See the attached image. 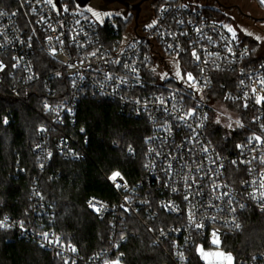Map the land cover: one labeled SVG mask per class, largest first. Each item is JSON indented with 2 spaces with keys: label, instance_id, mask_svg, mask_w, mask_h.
<instances>
[{
  "label": "built area",
  "instance_id": "2783aa9c",
  "mask_svg": "<svg viewBox=\"0 0 264 264\" xmlns=\"http://www.w3.org/2000/svg\"><path fill=\"white\" fill-rule=\"evenodd\" d=\"M53 3L0 0V85L15 97L27 90L41 100L43 122L32 147L40 168L54 151L73 161L90 157L85 129L76 126L78 105L85 98L112 102L118 114L147 124L144 176L131 183L120 171L103 173L118 198L89 196L93 213L111 214L114 227L125 226L127 216L136 219L161 250L162 260L153 264H218L217 257H202L201 248L231 254L233 264H264V244L246 254L231 248L247 212L264 221V101L256 103L264 97V59L235 31L233 38L229 23L191 0H152L151 17L137 23L122 15L128 24L122 36L113 17H94L89 4ZM224 110L234 125L222 126L232 135V147L222 151L208 133L214 113ZM28 211L24 218L0 212V221L8 218L0 232L34 242L67 264H122L114 252L126 236L84 256L55 229L54 203L36 184ZM57 238L59 244L49 242Z\"/></svg>",
  "mask_w": 264,
  "mask_h": 264
},
{
  "label": "trees",
  "instance_id": "16d2710c",
  "mask_svg": "<svg viewBox=\"0 0 264 264\" xmlns=\"http://www.w3.org/2000/svg\"><path fill=\"white\" fill-rule=\"evenodd\" d=\"M204 7L222 18L218 9ZM113 21L122 36L128 24L120 17ZM105 28L109 30L108 22ZM114 35L111 32V36ZM243 39L251 46L257 45L250 37ZM260 57L264 59V55ZM43 59L50 63L46 57ZM52 64L49 65L53 67ZM21 93L24 98L15 97L0 85V212L28 217L30 191L36 184L54 203L53 226L84 256L110 247L113 238L126 236V241L114 252V258H119L122 264H153L162 260L160 248L153 244L150 235L136 219L127 216L125 226L114 227L111 214L99 218L86 205L89 196L110 202L117 200L116 192L103 173L120 171L131 183L143 178L147 124L118 114L112 102L82 99L78 105L76 126L85 129L90 157L73 161L54 151L50 164L40 168L32 147L43 122L39 111L41 100L29 97L31 93L27 90ZM208 134L219 150L232 147V135L219 124L212 121ZM130 147L135 149L134 154L129 153ZM11 234L9 231L0 232V264H65L59 255L34 242L16 236L9 240ZM234 241L231 248L239 254L262 247L264 221L257 212H247L245 228Z\"/></svg>",
  "mask_w": 264,
  "mask_h": 264
},
{
  "label": "rangeland",
  "instance_id": "374dc122",
  "mask_svg": "<svg viewBox=\"0 0 264 264\" xmlns=\"http://www.w3.org/2000/svg\"><path fill=\"white\" fill-rule=\"evenodd\" d=\"M101 0H94L89 4L88 10L91 15L97 18L93 13H99V19L104 20L109 17L122 18L123 15L120 11H115V5L109 11H101L98 8V3ZM195 4L210 6L218 9L221 12L222 18H217L223 20L224 22L229 23L230 28L233 31L237 32L242 38L247 36L256 41L257 45H254L253 48L257 52L259 56L264 55V3L261 0H191ZM67 2L72 3V0H66ZM102 2V1H101ZM122 6V5H121ZM132 18L130 17L128 20L132 22ZM134 19V18H133ZM259 37V39H257ZM221 110V109H220ZM225 114L214 113L212 116V120L214 123H217L221 126L230 127L234 125L233 122L227 117L229 114L228 111L224 110Z\"/></svg>",
  "mask_w": 264,
  "mask_h": 264
},
{
  "label": "snow or ice",
  "instance_id": "6c2138e0",
  "mask_svg": "<svg viewBox=\"0 0 264 264\" xmlns=\"http://www.w3.org/2000/svg\"><path fill=\"white\" fill-rule=\"evenodd\" d=\"M46 2L48 3V4H50L53 8H55V4L53 3V0H46ZM261 2L262 3H264V0H261ZM33 11H34V9H33ZM65 11H67V9H65ZM89 11H91V9H89ZM0 14H2V13H0ZM94 15H96L97 16V18L99 19V16H100V14L99 13H93ZM152 25H149V27H151ZM228 31L229 32H232V34H233V38H235V32L233 31V29H231V28H229L228 29ZM49 39H51V38H49ZM257 39H259V37H257ZM92 55H95V53H92ZM192 55H193V57H195V59L197 60V61H199L200 60V57L197 55V53L195 52V51H193V53H192ZM3 68H4V65H3V63L2 62H0V70H3ZM176 76L177 77H180L181 76V73H180V71H179V69L177 70V72H176ZM187 79L189 80V81H192L193 83L190 85V86H192V87H196V81H195V78L192 76V74L191 73H188L187 74ZM241 83H243V81H241ZM260 84L262 85V86H264V79H262L261 81H260ZM199 90V89H198ZM253 92H255V89H253ZM245 95H247V94H245ZM262 101H264V97H257L256 98V103H261ZM245 107H247V105H245ZM192 113H188V115H191ZM237 124H239V121H237ZM241 127L243 126V125H240ZM262 127H264V126H262ZM82 131H83V129H82ZM254 139H256L257 141H261V137H259V136H256V137H254ZM262 142H264V141H262ZM239 147V146H238ZM233 163H235V161H233ZM120 174L117 172V173H113V175H112V177H111V179H113L114 181H115V179L119 176ZM262 176H264V174H262ZM119 186V185H118ZM262 188H264V179H262V181H261V185H260ZM174 191H175V189H173ZM261 197L262 198H264V193H261ZM185 199H187V197H185ZM90 206H93V205H91V203H90ZM166 207H168L170 210H171V208L173 207L172 205H166ZM241 207H243V205H241ZM262 210H264V207H262ZM97 211H99V209H97ZM7 217H5L4 218V221H0V228H4V227H7L8 225L6 224V221H7ZM203 225H196V227H202ZM213 237H214V239H213V241H212V243L214 244V245H219V238H218V236H217V234L215 233V232H213ZM44 238L45 239H48V234L47 233H44ZM50 243H57V244H59L60 243V240H59V238H57L55 241H49ZM69 247H70V250L72 251V252H75L76 251V248L75 247H73V246H71V245H69ZM199 251H200V254H201V256L202 257H204V258H207L208 256H214V257H217V258H219L218 259V264H233V257L231 256V254H226V253H224V252H221V251H217V252H210V253H205L204 252V250L201 248V249H199ZM65 264H67V261L65 262ZM113 264H119V261H115V262H113Z\"/></svg>",
  "mask_w": 264,
  "mask_h": 264
},
{
  "label": "water",
  "instance_id": "95a60500",
  "mask_svg": "<svg viewBox=\"0 0 264 264\" xmlns=\"http://www.w3.org/2000/svg\"><path fill=\"white\" fill-rule=\"evenodd\" d=\"M56 3L59 5L60 4V0H55ZM80 7H86L91 0H74ZM144 0H140L137 3H134L135 0H102V4L100 5V10L101 11H109V5L110 4H120L122 6L125 7V11L123 12V16H127V12L130 9H136V16H135V22H138V13H139V8L137 7V5H139L141 2H143Z\"/></svg>",
  "mask_w": 264,
  "mask_h": 264
},
{
  "label": "flooded vegetation",
  "instance_id": "af4514ba",
  "mask_svg": "<svg viewBox=\"0 0 264 264\" xmlns=\"http://www.w3.org/2000/svg\"><path fill=\"white\" fill-rule=\"evenodd\" d=\"M94 0H91L90 3H92ZM102 1V0H101ZM100 1V3H98V8H100V5L102 4V2ZM140 0H135L134 3L139 2ZM89 3V4H90ZM112 4L110 6L113 7ZM116 8L114 9L115 11H120L122 14L125 11V7L121 6L120 4L115 5ZM112 7H110V10L112 9ZM137 7L139 8V15H138V20L142 19V18H150L152 15V0H144L143 2H141L139 5H137ZM114 8V7H113ZM128 16L133 17L135 19L136 16V9H130L127 12Z\"/></svg>",
  "mask_w": 264,
  "mask_h": 264
}]
</instances>
